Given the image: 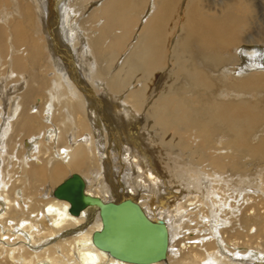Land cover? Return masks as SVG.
Here are the masks:
<instances>
[{"label":"bare ground","instance_id":"1","mask_svg":"<svg viewBox=\"0 0 264 264\" xmlns=\"http://www.w3.org/2000/svg\"><path fill=\"white\" fill-rule=\"evenodd\" d=\"M254 2L0 0V264H131L94 245L98 207L55 197L73 175L164 222L149 264H264Z\"/></svg>","mask_w":264,"mask_h":264},{"label":"water","instance_id":"2","mask_svg":"<svg viewBox=\"0 0 264 264\" xmlns=\"http://www.w3.org/2000/svg\"><path fill=\"white\" fill-rule=\"evenodd\" d=\"M80 176L73 175L54 195L72 205V213L82 207L99 208L103 228L93 234L94 245L113 258L131 264H149L166 257L168 231L163 221L152 222L138 204L130 199L118 203H103L99 198L86 196Z\"/></svg>","mask_w":264,"mask_h":264},{"label":"rangeland","instance_id":"3","mask_svg":"<svg viewBox=\"0 0 264 264\" xmlns=\"http://www.w3.org/2000/svg\"><path fill=\"white\" fill-rule=\"evenodd\" d=\"M254 3H255V5H257V7H255V14H254V18H253V26L252 27H253V30H255V31H263L264 30V3H261V0H256V2H254ZM246 45H249V44L247 43V44H245V46ZM249 48H251V46ZM167 70H168V68H167ZM166 77H167V74L164 72L157 79V81H156L157 82V85L155 86L156 87V90H155L156 93H152V96H153L152 97V100H156L158 94L162 91L163 86H164V83L166 81ZM138 119L139 120H136V122H138V124H139L137 129H138V131L140 133V136L141 135H148L147 130H149V129L148 128L147 129L145 128L144 120L141 119V118H138ZM134 125L136 127V124H134ZM150 127L151 126H149V128ZM171 136H172V134L169 133L168 136H167V138L168 137L170 138ZM157 140H159L158 137H157ZM169 147H171V148H169V150L172 151L171 154L172 155L175 154L176 156H179V158H181L180 160L182 161V158H183V155L184 154H182V152L178 148L176 149V146L175 145H172V146H169ZM170 151H168V152H170ZM251 171L252 172L250 174H253L255 172L254 170H251Z\"/></svg>","mask_w":264,"mask_h":264}]
</instances>
